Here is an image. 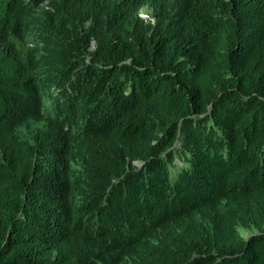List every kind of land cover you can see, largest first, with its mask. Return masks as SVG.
I'll list each match as a JSON object with an SVG mask.
<instances>
[{"label": "trees", "instance_id": "trees-1", "mask_svg": "<svg viewBox=\"0 0 264 264\" xmlns=\"http://www.w3.org/2000/svg\"><path fill=\"white\" fill-rule=\"evenodd\" d=\"M0 264H264V0H0Z\"/></svg>", "mask_w": 264, "mask_h": 264}, {"label": "rangeland", "instance_id": "rangeland-1", "mask_svg": "<svg viewBox=\"0 0 264 264\" xmlns=\"http://www.w3.org/2000/svg\"><path fill=\"white\" fill-rule=\"evenodd\" d=\"M141 15H142L143 18L147 19L146 17L149 14H148L146 9H142L141 10ZM30 46L32 47V45H30ZM42 89H43L44 98H45V100L48 101L50 99V95H51L52 91L48 90L46 87H43Z\"/></svg>", "mask_w": 264, "mask_h": 264}, {"label": "clouds", "instance_id": "clouds-1", "mask_svg": "<svg viewBox=\"0 0 264 264\" xmlns=\"http://www.w3.org/2000/svg\"><path fill=\"white\" fill-rule=\"evenodd\" d=\"M140 16L142 17L141 12H140ZM142 18H143V17H142ZM146 18H147V19H145V18H143V19H145V20H149V15H147Z\"/></svg>", "mask_w": 264, "mask_h": 264}]
</instances>
